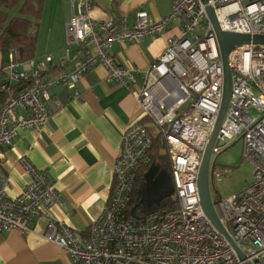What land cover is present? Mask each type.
I'll list each match as a JSON object with an SVG mask.
<instances>
[{
    "label": "built area",
    "instance_id": "built-area-1",
    "mask_svg": "<svg viewBox=\"0 0 264 264\" xmlns=\"http://www.w3.org/2000/svg\"><path fill=\"white\" fill-rule=\"evenodd\" d=\"M62 56L44 54L40 60H20L12 48L3 61L0 93V159L19 131L40 132L48 123L60 84L80 99L76 84L95 63L107 69L106 80L132 89L139 73L142 83L134 94L144 118L162 132L170 160V182L177 209L151 211L132 218L129 203L140 167L150 163L152 138L147 127L133 122L121 134L113 166L111 192L105 206L84 236L51 218L43 238L57 244L73 264H243L226 238L202 211L197 178L203 151L220 107L223 69L216 36L205 5L214 9L224 31L264 34V0H173L169 12L155 20L140 9L129 24L124 18H90L92 0H69ZM177 20L179 33L167 39L163 52L146 70L122 66L108 53L114 43H137L165 31ZM203 27L201 33L200 28ZM231 87L211 156L242 140V157L253 164V178L239 192L212 200L220 224L241 250L244 261L264 264V45L245 44L229 53ZM55 70L53 76L50 72ZM251 110H255L253 114ZM31 181L14 197L0 177V232L27 233L31 222L54 205L63 204L51 180L20 158ZM227 168L213 167L210 179ZM157 176V173L155 177ZM163 181L148 198L168 191ZM153 201V203H155ZM141 202V200H140Z\"/></svg>",
    "mask_w": 264,
    "mask_h": 264
},
{
    "label": "crops",
    "instance_id": "crops-1",
    "mask_svg": "<svg viewBox=\"0 0 264 264\" xmlns=\"http://www.w3.org/2000/svg\"><path fill=\"white\" fill-rule=\"evenodd\" d=\"M172 1L92 0L90 18L95 21L124 18L132 24L137 11L143 9L158 20L169 12ZM70 16L69 0H42L39 18L28 17L37 24L33 56L29 59L40 60L46 53L56 58L62 56ZM178 33L179 23L174 20L162 33L137 43H114L108 53L119 65L140 72L163 52L167 39ZM6 56L0 51V82L4 79L1 67ZM56 73L52 70L50 75ZM106 75L107 69L100 63L87 70L76 84L79 100L70 97L68 88L53 85L51 91L60 108L48 102L53 114L47 125L38 133L31 129L19 131L11 145L3 148L0 177L9 182L6 188L9 197L16 196L31 181L20 161L24 156L51 180L63 204L35 217L27 233L1 231L0 264H73L67 252L43 238L48 221L51 218L62 221L84 236L109 198L122 132L133 122L150 126L135 99L134 92L142 83L139 73L130 90L106 80Z\"/></svg>",
    "mask_w": 264,
    "mask_h": 264
},
{
    "label": "trees",
    "instance_id": "trees-1",
    "mask_svg": "<svg viewBox=\"0 0 264 264\" xmlns=\"http://www.w3.org/2000/svg\"><path fill=\"white\" fill-rule=\"evenodd\" d=\"M42 0H0V51L8 53L15 48L20 60H27L33 56L36 40L37 24L28 17L38 19L40 16ZM19 6L18 15L8 17L6 10ZM4 95L0 93V108L4 103ZM151 134L152 143L149 149L150 163L140 167L137 173L136 182L129 203V211L132 206L137 205L136 214L145 215L153 210L162 213L176 211L178 205L173 195L165 197L158 204L153 203L147 207L140 203V193L143 187L144 174L151 165L158 166V170L170 173V160L166 151L163 134L161 131L150 125L147 127Z\"/></svg>",
    "mask_w": 264,
    "mask_h": 264
},
{
    "label": "water",
    "instance_id": "water-1",
    "mask_svg": "<svg viewBox=\"0 0 264 264\" xmlns=\"http://www.w3.org/2000/svg\"><path fill=\"white\" fill-rule=\"evenodd\" d=\"M201 1L204 4H206L207 2V0H201ZM205 10L208 20L211 23L213 31L216 36V42L218 45L221 63H222V69H223V85H222V97H221L220 107L208 143L203 151L202 159L199 166L198 178H197L199 201L202 211L207 217V219L230 243V245L235 250L239 260L243 261V264H251L250 262L244 261L243 253L230 239L228 233L220 224L217 218V215L213 208L212 200L210 197V191H209L210 173L214 167V164L209 166V163L211 157V148L215 141L230 95L231 72H230V64H229V53L232 50H234L236 47L245 44L264 45V34H246V33L224 31L218 25L214 9L209 5H205ZM156 173L157 176L155 177ZM166 177L169 179L170 182V176L168 172L164 170H158V166L151 165L144 174V182H143V187L141 188V193L149 195L150 192L156 190L159 183L166 180ZM172 193H173V187L171 186V182H170L168 191L164 194H161L155 200V203L158 204L161 199L170 196ZM136 207L137 205H134L130 209V215L132 218H138V215L136 214Z\"/></svg>",
    "mask_w": 264,
    "mask_h": 264
},
{
    "label": "rangeland",
    "instance_id": "rangeland-1",
    "mask_svg": "<svg viewBox=\"0 0 264 264\" xmlns=\"http://www.w3.org/2000/svg\"><path fill=\"white\" fill-rule=\"evenodd\" d=\"M18 9L19 6H16L14 9L6 10L8 17L18 15ZM202 30L203 27L200 28L199 33H201ZM251 112L256 114L255 110H251ZM242 147V140L238 139L226 149L210 157L209 166L214 164V168L216 169H228L220 179H210L209 191L212 200H216L218 197L226 198L235 194L252 181L254 167L251 162L242 157ZM141 197H143L145 201L147 196H143L142 194L140 195V198Z\"/></svg>",
    "mask_w": 264,
    "mask_h": 264
},
{
    "label": "flooded vegetation",
    "instance_id": "flooded-vegetation-1",
    "mask_svg": "<svg viewBox=\"0 0 264 264\" xmlns=\"http://www.w3.org/2000/svg\"><path fill=\"white\" fill-rule=\"evenodd\" d=\"M166 183L167 184H170V182H169V179L166 177ZM146 196V195H145ZM155 202V201H154ZM141 203L144 205V206H147V207H149V206H151L152 204H153V201H151L150 199H148V196L146 197V199H145V201H144V199H142L141 200Z\"/></svg>",
    "mask_w": 264,
    "mask_h": 264
}]
</instances>
